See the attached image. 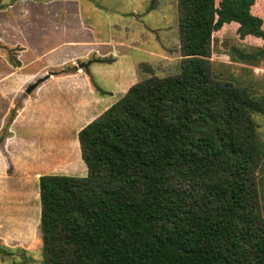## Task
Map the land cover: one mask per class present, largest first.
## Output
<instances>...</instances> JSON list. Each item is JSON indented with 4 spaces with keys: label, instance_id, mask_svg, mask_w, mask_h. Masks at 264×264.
I'll return each instance as SVG.
<instances>
[{
    "label": "trees",
    "instance_id": "trees-1",
    "mask_svg": "<svg viewBox=\"0 0 264 264\" xmlns=\"http://www.w3.org/2000/svg\"><path fill=\"white\" fill-rule=\"evenodd\" d=\"M258 1L179 0L180 73L133 85L81 129L84 177L40 176V264H264V95L210 62L225 25L264 41Z\"/></svg>",
    "mask_w": 264,
    "mask_h": 264
},
{
    "label": "rangeland",
    "instance_id": "rangeland-1",
    "mask_svg": "<svg viewBox=\"0 0 264 264\" xmlns=\"http://www.w3.org/2000/svg\"><path fill=\"white\" fill-rule=\"evenodd\" d=\"M62 1L0 0L4 6L0 10L11 5L10 19L31 21L32 30L48 23L53 33H59L61 24L78 18L83 20L85 31H94L95 41L100 43L94 47L98 51L85 48L86 55L71 52L75 58L58 67L50 61L54 53L41 58L31 51L24 70L17 66L19 49L0 44V72H16L15 78L0 85V244L19 250L12 256L0 254V264H14L15 260L40 264L39 178L48 174L86 175L78 140L81 129L133 85L154 76L178 75L183 61L179 0H158L156 9H150L151 0H77L67 7ZM219 1L215 0L216 5ZM253 13L264 18V0L258 1ZM238 27L235 23L225 25L213 34V72L221 80L240 83L264 95V57L259 53L264 41L240 37ZM66 34L60 47L66 46ZM100 51L105 54L98 56ZM23 72L31 79L20 85L18 75ZM39 80L38 87L26 93ZM255 120L264 141V116L255 115ZM263 165L256 174L264 219Z\"/></svg>",
    "mask_w": 264,
    "mask_h": 264
},
{
    "label": "crops",
    "instance_id": "crops-1",
    "mask_svg": "<svg viewBox=\"0 0 264 264\" xmlns=\"http://www.w3.org/2000/svg\"><path fill=\"white\" fill-rule=\"evenodd\" d=\"M71 1L63 0L62 2L66 4V7L70 3L76 4L77 2V0H71ZM39 5L46 6L47 4L40 3ZM10 8H12L11 5H10ZM10 8L7 7L4 10H0V44L3 46H8V47L19 49L17 51L19 54L17 66L18 68H21L22 70H24L27 67L26 63L29 59V55L31 51H36L39 54V57L41 58L48 54L54 53L50 57L52 58L50 59V61L51 63H53L52 64L53 66L58 67V66L63 65V63L71 61L73 60V58H75L73 57L71 52H74V54L77 56L86 55L87 52L84 51L85 48H87L88 51H91V50L97 49L94 47H97L98 45H100V43H96L95 41V39L97 38L94 36L95 34L94 31L84 30L86 27L83 23V20L81 19L71 18L67 25L61 24L59 33H53L51 29H49L48 23L40 24L38 26V29L32 30L31 21H29V23H26V22L17 23L16 21L11 20L8 14V11ZM44 16H46V14H44ZM78 27L81 29H78L76 31L75 28H78ZM66 32L67 33L71 32L72 35H68L66 34ZM65 34H66L65 38H68L67 40H65L67 41L65 42L66 46L63 45L62 47H60L59 44H63ZM58 41L59 43H57ZM31 48H34V49L31 50ZM79 48H82L83 50ZM100 52L101 53H99L98 56L105 54L104 51H100ZM14 76H16V72L15 73L14 72H7V73L0 72V85L6 79L15 78ZM18 76H21L19 77L20 85L28 83L31 79L30 74L26 72H23L19 74ZM77 76L81 77L80 74H77ZM111 105L112 103H110L109 106Z\"/></svg>",
    "mask_w": 264,
    "mask_h": 264
},
{
    "label": "water",
    "instance_id": "water-1",
    "mask_svg": "<svg viewBox=\"0 0 264 264\" xmlns=\"http://www.w3.org/2000/svg\"><path fill=\"white\" fill-rule=\"evenodd\" d=\"M42 82V80H39L38 82H36L35 84H32L31 86H29L27 89H26V93H31L35 88L38 87V85Z\"/></svg>",
    "mask_w": 264,
    "mask_h": 264
}]
</instances>
